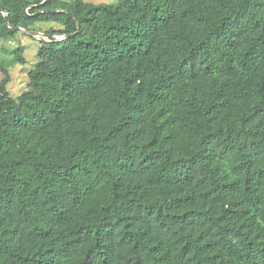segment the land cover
<instances>
[{"label":"trees","instance_id":"obj_1","mask_svg":"<svg viewBox=\"0 0 264 264\" xmlns=\"http://www.w3.org/2000/svg\"><path fill=\"white\" fill-rule=\"evenodd\" d=\"M42 1L0 0L75 33L0 62V264H264V0Z\"/></svg>","mask_w":264,"mask_h":264},{"label":"rangeland","instance_id":"obj_2","mask_svg":"<svg viewBox=\"0 0 264 264\" xmlns=\"http://www.w3.org/2000/svg\"><path fill=\"white\" fill-rule=\"evenodd\" d=\"M66 2L74 0H63ZM87 3H115L116 0H82ZM54 24L50 23H39L34 25L36 32L44 33L43 31L49 28L54 27ZM23 34V33H21ZM25 35V34H23ZM23 35H18L13 40H8L0 43V62H4L8 70L10 71L11 81L7 86L9 96L11 98H17L25 90L28 83L27 72L35 67L37 62L36 52L39 48V41L43 40L42 38L34 37H25ZM30 37V38H29ZM19 47L23 48V56L26 59L25 64L13 62V52L16 51ZM6 51V52H5ZM1 78V75H0Z\"/></svg>","mask_w":264,"mask_h":264},{"label":"water","instance_id":"obj_3","mask_svg":"<svg viewBox=\"0 0 264 264\" xmlns=\"http://www.w3.org/2000/svg\"><path fill=\"white\" fill-rule=\"evenodd\" d=\"M46 1H47V0H43L42 3H41V5H43ZM30 8H31V7H27V8L25 9V11L27 12V10L30 9ZM44 12H50V13L54 14V13H62V12H64V11H62V10L37 11V12L34 13L33 16L38 15V14H42V13H44ZM3 15H4L5 20H6V19H7V18H6V14L3 13ZM74 22L76 23L77 29H79V24H78V22H77L75 19H74ZM8 25H9V24H8ZM9 27H10L11 29H14V30H16V31H18V32H20V33H23V34L27 35V36L34 37V38H38V39H39V38H42V39H44V40H46V41H49V40H48L49 38H55L57 41H58V40H64V39H66V38H68V37H71V36H74V35H75V33L70 34V35H61V34L47 35V34H44V33L36 32V31H31V30H27V29H23V28H20V27H14V26H11V25H9ZM39 40H40V39H39Z\"/></svg>","mask_w":264,"mask_h":264}]
</instances>
